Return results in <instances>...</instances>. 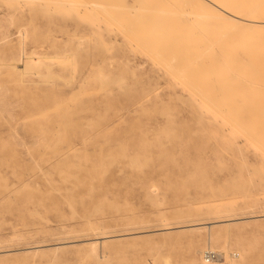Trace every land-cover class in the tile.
<instances>
[{
	"label": "rangeland",
	"instance_id": "rangeland-1",
	"mask_svg": "<svg viewBox=\"0 0 264 264\" xmlns=\"http://www.w3.org/2000/svg\"><path fill=\"white\" fill-rule=\"evenodd\" d=\"M94 1L0 0V259L264 264V70L245 62L264 58V28L248 30L257 52L199 0L186 15L166 0ZM157 12L183 34L161 35L162 52L144 36L162 33Z\"/></svg>",
	"mask_w": 264,
	"mask_h": 264
},
{
	"label": "bare ground",
	"instance_id": "bare-ground-1",
	"mask_svg": "<svg viewBox=\"0 0 264 264\" xmlns=\"http://www.w3.org/2000/svg\"><path fill=\"white\" fill-rule=\"evenodd\" d=\"M80 1V0H79ZM81 1H83V0H81ZM92 1H94V0H91V2ZM120 1V0H119ZM137 1V0H136ZM144 1H146V0H144ZM151 1V0H150ZM153 2L155 1V0H152ZM157 1V0H156ZM168 3H171V4H174V6L176 7V6H178L177 7V10H182L183 8V10L181 11L182 12V14H184L183 13V11H188L191 7L190 6H192L193 7V5H187V7L189 8L188 10H185L186 8H185V1L186 2H189L190 3V1L191 0H166ZM180 2V1H182L183 3L182 4H177V2ZM199 1H201V2H203V3H207V4H209V6H210V9H211V16H212V19H214V20H216V19H219L220 21H229V22H232L234 25H236V26H241L242 28L241 29H236V30H234L235 31V34L236 35H238L243 41H244V43H245V45H251L252 47H253V51L255 50H257V52H258V50H259V46L262 44V41H263V39H262V37H261V35L262 34H257V33H253V34H249V32H248V30L249 29H251V28H253V29H258V28H260V29H262V28H264V0H199ZM84 2H85V0H84ZM90 2V1H89ZM95 2V1H94ZM107 2V1H106ZM149 2V1H148ZM158 2V1H157ZM93 3V2H92ZM104 3V2H103ZM147 3V2H146ZM150 3V2H149ZM159 3H161V2H159ZM90 4V3H89ZM93 4H95V3H93ZM99 4H100V2H99ZM105 4V3H104ZM109 5H110V3H108ZM113 4V3H112ZM117 4L119 5V3L117 2ZM116 4V5H117ZM153 4V3H152ZM184 4V6L183 7H181L182 5ZM188 4V3H187ZM101 5V4H100ZM115 5V4H114ZM115 5V6H116ZM147 5H151V4H148L147 3ZM166 5V4H165ZM181 5V6H180ZM114 6V7H115ZM130 7V5L128 4L127 5V7ZM152 6V5H151ZM174 6H171V7H174ZM181 7V9H180V7ZM204 6V5H203ZM99 7V6H98ZM103 7V6H102ZM120 7H121V4H120ZM134 7H135V5H134ZM141 7H144L143 5L141 6ZM146 7V6H145ZM166 7H167V5H166ZM165 7V9H174V10H176L175 8H171L169 5H168V7L166 8ZM202 7V6H201ZM95 7H93V9H94ZM105 8V7H104ZM158 8V7H157ZM107 9V8H106ZM105 9V10H106ZM131 9V8H130ZM135 9V8H134ZM151 9H155V6L153 7V8H151ZM97 10V9H96ZM100 10V9H99ZM131 10H133V6H132V9ZM147 10H149V8L147 9ZM160 10H161V8H160ZM163 10V9H162ZM161 10V11H162ZM193 10H196V9H192V12H195V11H193ZM103 11V10H102ZM109 11V10H108ZM153 11V10H152ZM160 11V12H161ZM164 11H166V10H164ZM105 12V11H104ZM140 12H142V11H140ZM154 12V11H153ZM159 12V11H158ZM157 12V14H156V17L154 18V19H156L155 21H157L158 20V22H157V24L159 25L158 27H157V25L155 24L154 25V23L155 22H153V26L155 27L156 26V28L157 29H160L162 26H160V24L163 22H161V23H159V16L157 17V15H160L159 13ZM168 12H170L171 13V11H168ZM173 12H175V11H173ZM191 12V13H192ZM125 13V12H124ZM165 13V12H164ZM167 13V12H166ZM187 13V12H186ZM190 13V14H191ZM101 14H103V13H101ZM108 14V13H107ZM106 14V15H107ZM125 14H128V13H125ZM131 15H132V11H131V13H130ZM130 14H128V15H130ZM136 14V13H135ZM139 14V13H138ZM153 14V13H152ZM169 14V13H168ZM168 14L166 15V16H168ZM176 13H174V14H172L173 16L175 15ZM179 14V13H178ZM178 14H176V16L178 15ZM182 14H180V16L181 17H183L184 15H186V14H184V15H182ZM189 14V13H188ZM189 14V16H191ZM192 14H195V13H192ZM198 14V13H197ZM200 14H202L201 12H200ZM208 14V13H207ZM122 15H124V14H122ZM140 15V14H139ZM161 15L163 16V14L161 13ZM172 15H169L168 17H170L171 18V16ZM108 16V15H107ZM144 16V15H143ZM172 16V17H173ZM176 16H174L173 18H171V21L172 20H174V19H176L175 17ZM188 16V17H189ZM193 16V15H192ZM126 17V16H125ZM127 17H129V16H127ZM126 17V18H127ZM139 17H141V16H139ZM161 17V16H160ZM164 17H165V15H164ZM168 17H166V18H168ZM181 17H179V19L181 18ZM202 17V16H201ZM200 17V18H201ZM141 18H143V17H141ZM140 18V20H142ZM147 18H149V17H147ZM151 18V17H150ZM153 18H151L152 20H153ZM165 18V21H167L168 22V20H169V18L168 19H166ZM187 17L185 16V19H186ZM190 18V17H189ZM189 18H187V20H185V21H187V22H185L184 24H185V27L187 26V24L188 23H190V25H195V24H191V22H188V20H189ZM192 18H195V16H193ZM191 18V19H192ZM197 18V17H196ZM195 18V19H196ZM130 20H131V18H129ZM145 19V18H144ZM190 19V20H191ZM199 19V18H198ZM204 19V18H203ZM160 20H162V19H160ZM164 20V19H163ZM183 20H184V18L182 19V20H180V21H182L181 22V24L183 23ZM193 20V19H192ZM197 20V19H196ZM196 20H195V22H196ZM120 21V20H119ZM138 21V20H137ZM144 21V20H143ZM154 21V20H153ZM171 21L169 20V22L171 23ZM176 21V20H175ZM177 21H178V19H177ZM176 21V22H177ZM199 21H200V19H199ZM202 21V20H201ZM200 21V22H201ZM203 21H205V20H203ZM132 22V21H131ZM130 22V23H131ZM133 22H135L136 23V21H133ZM144 22H146V21H144ZM148 22H151V21H148ZM169 22H168V24H169ZM174 21H172V23H173ZM207 22V21H206ZM147 23V22H146ZM187 23V24H186ZM193 23V22H192ZM197 24L199 23V22H196ZM116 24V23H115ZM114 24V25H115ZM134 24V23H133ZM137 24V26H138V28H139V23L137 22L136 23ZM141 24H144V23H141ZM148 24V23H147ZM152 24V22L149 24V25H151ZM163 25H165L164 23H162ZM161 24V25H162ZM178 24H179V22H178ZM197 24H196V26H197ZM120 25V24H119ZM132 25V24H131ZM174 25V24H173ZM173 25H171V26H173ZM190 25H189V27H190ZM134 26V25H133ZM143 26V28H144V26L145 25H142ZM152 25L149 27V29L150 28H152L153 27ZM182 26H183V24H182ZM198 26H199V24H198ZM222 26V25H221ZM134 27H136V26H134ZM146 27V29H147V26H145ZM175 27H176V25H175ZM179 27H181V25L179 26ZM201 27V26H200ZM200 27H198L199 29L198 30H201L202 31V27H201V29H200ZM129 28H131V27H129ZM137 28V29H138ZM142 27H141V29H143ZM172 28V29H171ZM173 28L174 27H168V29L169 30H173ZM184 28V27H183ZM187 28V27H186ZM186 28H185V30H186ZM192 28V27H191ZM240 28V27H239ZM135 29V28H134ZM134 29H132V30H134ZM152 29H154V28H152ZM163 31H164V34H163V31H161L162 33H160V34H158V33H153V35H151L150 33H151V31L152 30H150V32H149V30H148V32H145L146 33V35H144L145 36V38H147V36H148V38H147V40H145L147 43H150L149 45L151 46V47H153L154 46V44H152V43H155V40H157V38H159L157 41H159V40H162V43L163 42H165V41H163V38L161 39L160 37H162L161 35H163V37L164 36H168V34H170L171 36H172V40L174 41V37H173V33L174 34H180V32H178V33H175V30H174V32H172V34L170 33V32H168L167 33V29H166V27L164 28H161ZM179 29V28H178ZM181 29H182V27H181ZM232 28H230V30H231ZM123 30V29H122ZM140 30V29H139ZM230 30H229V32H230ZM142 31V30H141ZM141 31H140V33H141ZM157 31V30H156ZM179 31V30H178ZM191 31H192V29L190 30V36H191V34H193V33H195V32H192L191 33ZM197 31V30H196ZM234 31H231L232 33L234 32ZM153 32H155L154 30H153ZM204 32H206V31H204ZM227 32H228V30L225 32L226 34H225V36L223 37V38H228L229 36L230 37H232L230 34H231V32L230 33H228V35L229 36H226L227 35ZM149 33V34H148ZM182 33V32H181ZM183 33H184V31H183ZM188 33V32H187ZM187 33H184L185 34V36H186V34ZM217 33H219V32H217ZM224 32H222V34H223ZM264 33V32H263ZM167 34V35H166ZM202 34V33H201ZM142 35V34H141ZM149 35L151 36L150 38L151 39H149ZM157 35V36H156ZM169 35V36H170ZM181 35V34H180ZM196 35V34H195ZM204 35V34H203ZM205 35H206V33H205ZM209 35V34H208ZM232 35H234V34H232ZM129 36V35H128ZM154 36H155V39H154ZM159 36V37H158ZM170 36V37H171ZM183 36V34L181 35V37ZM190 36H187V37H189V39H191L190 38ZM207 36V35H206ZM218 36V35H217ZM235 36V35H234ZM157 37V38H156ZM169 37V38H170ZM197 37V36H196ZM219 37V36H218ZM142 38V37H141ZM144 37H143V39H145ZM165 38V37H164ZM167 38V37H166ZM165 38V39H166ZM177 38V37H176ZM202 38V37H201ZM208 38H209V36H208ZM211 38V37H210ZM139 39V38H138ZM142 39V40H143ZM179 39V38H178ZM182 39H185V42H186V37L185 38H181V40ZM198 39H199V36H198ZM197 39V40H198ZM203 39V38H202ZM220 39H222V37L220 38ZM235 39V38H234ZM150 40H152V41H150ZM171 40V41H172ZM176 40V39H175ZM201 40V39H200ZM204 40V39H203ZM135 41H136V39H135ZM137 41H139V40H137ZM168 41H170L169 39H168ZM172 41V42H173ZM220 41H222V40H220ZM230 41V40H229ZM234 41V40H233ZM146 42H145V44H146ZM183 42H184V40H183ZM183 42H182V44H180V46H182V47H180V48H182L181 50H183L184 52H185V50L186 49H189V47H190V49L192 48V49H196V47L195 48H193V46H195V44H197V43H199L198 41H197V43L196 42H193V45H192V47H191V44H189V46H187L186 47V49L184 48V44H183ZM187 42H188V40H187ZM192 42V41H191ZM217 42V41H216ZM138 43V42H137ZM158 43V42H157ZM166 43H168V42H166ZM176 44V42H173V44ZM205 43H208V42H205ZM212 43V42H211ZM211 43H209L208 45H206L207 47H209V45L211 46L212 44ZM241 43V42H240ZM139 44H141V43H139ZM161 44V43H160ZM168 44H170V42L168 43ZM187 44V43H186ZM187 44V45H188ZM203 44V43H202ZM201 44V45H202ZM216 46H218V47H216V48H220L219 47V45H218V43L216 44V43H214ZM222 44V43H221ZM235 44H236V42H235ZM163 45H165V46H163V47H160L159 49H160V51H161V48H165L166 47V44H164L163 43ZM199 45H200V43H199ZM198 45V46H199ZM200 45V46H201ZM204 45V44H203ZM202 45V46H203ZM215 45H214V47H215ZM223 45V44H222ZM244 45V44H243ZM142 46H143V44H142ZM159 46H161V45H159ZM168 46H170V45H168ZM167 46V47H168ZM174 46V45H173ZM177 46H179V43H178V45ZM197 46V45H196ZM205 45L202 47V49L204 50L205 48L207 49V47H206ZM235 46H239V44H236ZM235 46L234 45H231L230 47L231 48H235ZM144 47V46H143ZM157 47V46H156ZM226 47H227V45H226ZM150 48V47H149ZM158 48V47H157ZM169 48V47H168ZM177 48L178 47H176L175 48V46H174V50H177ZM197 48H200L201 49V47H197ZM216 48H212V46H211V48H209V49H212V50H210V52L212 51L213 53L214 52H216L217 50H216ZM155 48H153L152 50H154ZM172 49V48H171ZM185 49V50H184ZM208 49V50H209ZM214 49H215V51H214ZM242 49V48H241ZM144 50H145V48H144ZM151 50V51H152ZM180 50V51H181ZM220 50V49H219ZM219 50H218V52H219ZM147 51H149L148 49H147ZM157 51V50H156ZM167 51V50H166ZM180 51H178L179 53H180ZM192 51V50H191ZM191 51L189 50L188 52H190L191 53ZM162 52V51H161ZM174 52V51H173ZM177 51H176V54H175V52L173 53V54H171V55H173L174 56V54L175 55H177V53H178ZM204 52H205V50H204ZM203 52V53H204ZM218 52H216V53H218ZM225 52V50L223 51V53ZM152 53H154V52H152ZM160 54L159 53V51H157L156 53H154V54ZM171 53V52H170ZM170 53L169 54H167V60H166V62H165V60L163 59V62L162 63H166V65L165 66H167L166 68H168V65H169V67H172V66H170L171 64L173 65V63H171L170 64V62H168V65H167V61H168V58H170V60L169 61H171V55H170ZM179 53H178V55H179ZM199 53V52H198ZM203 53L201 54V55H203ZM209 53V51L207 52V54ZM216 53H214V55H216L217 56V54ZM231 53V52H230ZM246 53V52H245ZM161 54H163V53H161ZM183 54H185V53H182V55ZM187 54V53H186ZM204 54H206V53H204ZM253 54V53H252ZM163 55H166V54H163ZM163 55H158V56H163ZM168 55H169V57H168ZM181 55V54H180ZM179 55V56H180ZM190 55V54H189ZM210 55V54H209ZM213 55V54H212ZM236 55V54H235ZM30 56V55H29ZM39 56V55H38ZM247 56V55H246ZM262 56V55H261ZM175 57V56H174ZM173 57V58H174ZM224 57H226V55L224 56ZM242 57V56H241ZM177 58V57H176ZM203 58V57H202ZM206 58V57H205ZM209 58V57H208ZM227 58V57H226ZM26 59V58H25ZM157 59V58H156ZM160 59H162V58H160ZM175 59V58H174ZM196 59V58H195ZM200 59V58H199ZM225 59V58H224ZM249 59V58H248ZM28 60V61H27ZM26 61V67H31L32 65V62H31V58L30 59H27ZM33 60V59H32ZM210 60V59H209ZM216 60V59H215ZM229 60V59H228ZM37 61V60H36ZM174 61V60H173ZM172 61V62H173ZM177 61V60H176ZM191 61V60H190ZM190 61L188 62V63H190ZM207 61V60H206ZM242 61V60H241ZM34 62V61H33ZM193 62H195V61H193ZM227 62V61H226ZM245 62H247L248 63V65H250V66H253L252 68L254 69V66H255V69H256V67H258L261 71L262 70H264V58H261L260 56H258V58H257V56L255 55V54H253L252 55V57L250 58V60H248V61H245ZM228 63H229V61H228ZM13 64H17V62L16 61H14L13 62ZM176 64V63H175ZM193 64H195V63H193ZM227 64V63H226ZM233 64V63H232ZM47 65H49V64H47ZM179 65V64H178ZM185 65V64H184ZM215 65V64H214ZM231 65V64H230ZM240 65V64H239ZM242 65V64H241ZM14 67H16V65L14 66ZM174 67V66H173ZM230 67H232V66H230ZM234 67V66H233ZM245 67V66H244ZM24 68H25V66H24ZM23 68V69H24ZM48 68V67H47ZM50 68V67H49ZM216 68V67H215ZM247 68V67H246ZM169 70H170V68H168ZM181 69V68H180ZM186 68H183V70H185ZM244 69V68H243ZM251 69V68H250ZM252 69V70H253ZM15 70V69H14ZM49 70V69H48ZM170 71H172V70H170ZM179 71V70H178ZM254 72H256L257 73V71L256 70H254ZM173 73V72H172ZM188 73V72H187ZM248 73V72H247ZM258 73H260V74H258V75H254L253 77H254V79H255V82H256V79H258V80H260V81H263V79H264V73L263 72H258ZM47 74V73H46ZM173 74H175V73H173ZM176 75H178V73H176ZM244 75V74H243ZM249 75V74H248ZM187 75H185V77H186ZM177 77H179V76H177ZM245 77V76H244ZM244 77H242V78H244ZM258 77V78H257ZM183 78H184V76H183ZM180 80H181V78H180ZM183 80V79H182ZM243 80V79H242ZM244 80H245V78H244ZM247 80H248V78H247ZM247 80H245V83H246V81ZM188 81V80H187ZM249 82L251 81L250 79L248 80ZM182 82H184V81H182ZM186 82V81H185ZM190 82H191V80H190ZM248 82V83H249ZM252 82V81H251ZM250 82V83H251ZM259 82V81H258ZM187 83V82H186ZM193 83V82H192ZM191 83V84H192ZM241 83H243V82H241ZM189 84V83H188ZM187 84V85H188ZM190 86V85H189ZM192 86V85H191ZM246 87V86H245ZM247 88H248V85H247ZM250 89V88H249ZM244 91H246V90H244ZM255 91V90H254ZM253 92V91H252ZM213 93H215V92H213ZM249 92H247L246 93V95L248 94ZM208 94V93H207ZM216 94V93H215ZM256 94V93H255ZM201 95H203V94H201ZM217 95V94H216ZM241 96H243V94L241 95ZM248 96V95H247ZM201 97V96H200ZM199 97V98H200ZM205 97V96H204ZM242 98V97H241ZM208 98H204V102H206V100H207ZM243 99V98H242ZM236 100V99H235ZM244 100V99H243ZM208 101V100H207ZM212 101V100H211ZM210 100L208 101V103H210L211 102ZM215 100H213L212 102H214ZM254 101V100H253ZM252 101V102H253ZM232 101H230L229 102V105H230V103H231ZM243 102V101H242ZM256 102H257V100H256ZM217 103V102H216ZM216 103H210V106L206 103V105H208L209 107H211V106H214V108L216 107L217 108V105H215ZM254 103V102H253ZM214 104V105H213ZM223 104V103H222ZM232 104V103H231ZM234 104V103H233ZM251 104V103H250ZM250 104H248V105H250ZM225 105V104H224ZM236 105H237V103H236ZM240 105V104H239ZM247 105V104H246ZM218 106H221V105H219L218 104ZM226 107H228L227 105H226ZM230 107V106H229ZM228 107V108H229ZM251 108H254V106L252 107V106H250ZM212 108V107H211ZM211 109V110H215V109ZM219 108V107H218ZM216 109V111L217 110H219V109ZM228 108H226V109H228ZM231 108V107H230ZM250 108V109H251ZM249 109V108H248ZM247 109V110H248ZM249 109V110H250ZM264 109V108H263ZM224 110H225V107H224ZM254 110V109H253ZM220 111V110H219ZM226 112H228L227 110H225ZM224 111V112H225ZM241 111H243L242 109H241ZM257 111H259V110H257ZM263 111V110H262ZM262 111H261V113H262ZM221 112H222V110H221ZM221 112H220V114H221ZM247 112H249V111H247ZM214 113V112H213ZM223 113V112H222ZM230 113V112H229ZM225 114V113H224ZM235 114V113H234ZM249 114V113H248ZM239 115V114H238ZM241 115V114H240ZM244 116V115H243ZM242 116V117H243ZM238 117V116H237ZM235 218H228L227 220H226V223L227 224H229V223H231L233 220H234ZM219 221V220H218ZM190 225H193V224H190ZM185 226V225H184ZM170 227V226H169ZM174 227H176V226H174ZM173 227V228H174ZM168 228V227H167ZM171 228V227H170ZM165 229V228H164ZM109 235V234H108ZM119 235V234H118ZM109 236H111V235H109ZM108 236V237H109ZM39 246V245H38ZM37 247V246H36ZM5 251V250H4ZM220 252L223 254L225 251H221L220 250ZM220 259H222V257L221 258H219V259H217V260H213V262L212 263H214V262H218V261H221ZM228 259V258H227ZM207 260V259H206ZM208 261V260H207ZM0 264H9V262L6 260V259H0Z\"/></svg>",
	"mask_w": 264,
	"mask_h": 264
},
{
	"label": "built area",
	"instance_id": "built-area-1",
	"mask_svg": "<svg viewBox=\"0 0 264 264\" xmlns=\"http://www.w3.org/2000/svg\"><path fill=\"white\" fill-rule=\"evenodd\" d=\"M205 256L208 261H213L223 257V254L219 250L208 249L205 252Z\"/></svg>",
	"mask_w": 264,
	"mask_h": 264
}]
</instances>
